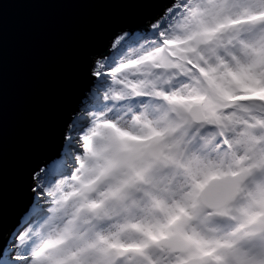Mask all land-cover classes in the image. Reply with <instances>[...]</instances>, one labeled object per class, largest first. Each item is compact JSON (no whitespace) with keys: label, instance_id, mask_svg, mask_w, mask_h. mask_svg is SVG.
<instances>
[{"label":"snow or ice","instance_id":"snow-or-ice-1","mask_svg":"<svg viewBox=\"0 0 264 264\" xmlns=\"http://www.w3.org/2000/svg\"><path fill=\"white\" fill-rule=\"evenodd\" d=\"M99 2L137 11L21 165L11 225L0 140V264H264V0Z\"/></svg>","mask_w":264,"mask_h":264},{"label":"water","instance_id":"water-1","mask_svg":"<svg viewBox=\"0 0 264 264\" xmlns=\"http://www.w3.org/2000/svg\"><path fill=\"white\" fill-rule=\"evenodd\" d=\"M137 10L99 0H9L0 14V140L4 212L14 223L24 161L55 147L58 117L86 86V57Z\"/></svg>","mask_w":264,"mask_h":264}]
</instances>
